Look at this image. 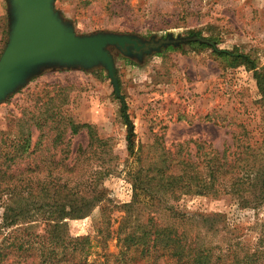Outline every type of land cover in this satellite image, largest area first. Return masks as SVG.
<instances>
[{
  "label": "rangeland",
  "instance_id": "rangeland-1",
  "mask_svg": "<svg viewBox=\"0 0 264 264\" xmlns=\"http://www.w3.org/2000/svg\"><path fill=\"white\" fill-rule=\"evenodd\" d=\"M53 11L77 37L127 36L140 49L105 48L117 90L98 61L40 68L0 101V252L9 254L0 264H182L166 250L143 254L119 241L148 218L191 235L200 227L220 264H231L229 244L239 259L264 264V207L241 208L227 194L173 199L138 181L155 150L186 158L196 142L219 154L237 141L251 149L262 143L264 100L254 72L191 42L211 40L264 67V0H53ZM11 22L10 0H0V56ZM72 125L90 126L104 145L89 144L86 128L72 134ZM95 179L101 200L86 216L46 220L57 185L72 191L56 202L64 207L79 200L75 192L90 201ZM63 236L88 238L84 252L52 250L48 238ZM21 241L33 247L17 251Z\"/></svg>",
  "mask_w": 264,
  "mask_h": 264
},
{
  "label": "trees",
  "instance_id": "trees-1",
  "mask_svg": "<svg viewBox=\"0 0 264 264\" xmlns=\"http://www.w3.org/2000/svg\"><path fill=\"white\" fill-rule=\"evenodd\" d=\"M191 43H199L201 47H209L215 55L231 58L233 62H239L252 70L258 91L262 100H264V67L257 69L256 63L246 55L219 50L211 40L196 38ZM125 108V104H122L121 113L127 127V151L133 154V126L126 115ZM82 128H86L90 140L89 144L95 142V144L97 143L100 146L104 145V142L95 136L90 126L72 125V134H77ZM25 141V145L21 147L22 151H26L28 146V138H25ZM194 145H196L194 154H188L186 158H182L180 154L173 157L164 150L163 152L155 150L153 155L147 156L146 162L144 161V164H142L143 178H138V181H141V183L145 181L146 184L156 191L173 199H177L185 193L210 196L212 198L227 194L235 197L241 208L264 207V139L260 145L253 144L252 149L245 142H234L233 149L228 147L223 150L222 154L213 150L205 151V145L202 143L196 142ZM5 162L7 163V161ZM9 163L12 164V160ZM7 170L3 171V174ZM98 173L102 175L100 171ZM98 186L99 181L95 179L87 188L88 190L91 189L93 193L90 201H88L89 198H86L83 191L75 192L79 195V200L72 199L63 207V204L58 205L56 202L62 200V196H72V191H68V195H66L63 193L65 192L64 184L57 185L52 194L56 198L50 202L47 208L48 218L46 217V220H55L57 218L63 220L68 217L83 218L101 200ZM134 187L138 189L135 183ZM45 192L47 194L51 193L48 190L42 191V193ZM85 193L87 194L86 191ZM40 209L44 210V207L41 205ZM208 218L200 217L199 222H208ZM199 222L197 224H200ZM13 223L14 221H11V224ZM48 227L52 231L56 229L57 224L49 225ZM198 229L199 231L195 235H191L184 228L179 231L178 228L160 226L153 218H148L145 222L129 230L124 238L119 241L122 242L125 248L131 246L139 247L143 254H149L151 251L158 249L166 250L171 252V256L177 257L178 261L181 260L182 264H220L218 262L219 257L214 256L216 246L206 236L203 237L201 235L200 227ZM48 239L51 242L52 250L61 246V252L67 251V249L75 251L79 249L82 254L84 245L88 243V238L86 237L74 240L65 236L63 238ZM72 241L75 243L71 248L70 244ZM14 246L17 247V251H24L23 249L27 247V249L33 247L32 243L22 241ZM52 250L49 252L50 254H54ZM228 250L229 254L233 256L231 264H251V259L244 261L239 259L238 254L235 251L232 252L230 244ZM8 255L0 252V262H2V258H6ZM15 264H18V262Z\"/></svg>",
  "mask_w": 264,
  "mask_h": 264
},
{
  "label": "water",
  "instance_id": "water-1",
  "mask_svg": "<svg viewBox=\"0 0 264 264\" xmlns=\"http://www.w3.org/2000/svg\"><path fill=\"white\" fill-rule=\"evenodd\" d=\"M12 22L8 43L0 56V101L25 79L47 66H74L101 62L113 81L107 46L124 49L136 41L127 36L77 37L53 11V0H10Z\"/></svg>",
  "mask_w": 264,
  "mask_h": 264
}]
</instances>
